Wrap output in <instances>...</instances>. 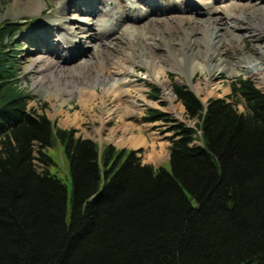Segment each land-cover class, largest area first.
Listing matches in <instances>:
<instances>
[{"label":"trees","instance_id":"trees-1","mask_svg":"<svg viewBox=\"0 0 264 264\" xmlns=\"http://www.w3.org/2000/svg\"><path fill=\"white\" fill-rule=\"evenodd\" d=\"M1 13L0 264H264V91L239 76L203 105L173 83L195 122L173 120L170 170L155 167L142 148H99L34 111L18 84L15 22ZM163 117L150 109L147 121ZM53 138L69 161V216L48 168Z\"/></svg>","mask_w":264,"mask_h":264},{"label":"rangeland","instance_id":"rangeland-1","mask_svg":"<svg viewBox=\"0 0 264 264\" xmlns=\"http://www.w3.org/2000/svg\"><path fill=\"white\" fill-rule=\"evenodd\" d=\"M71 1L67 0L68 3H65L66 8L60 11L58 7L63 0H30L29 2L25 0H0V4L2 5L1 20L15 22L13 29L15 35L10 41V45H14V47H10H13L14 52L12 54L15 56V61L18 65L19 88L29 94V106L38 113L46 114L54 122V125L61 128L74 129L76 136L93 139L99 144V148H102L106 144H112L117 149L142 148L144 162L148 161L146 163H150L155 167L162 165L170 170L168 160V146L170 143L167 136L171 135L169 129L174 124L173 120L184 122L189 126H193L195 122V119H191L185 112L184 106L173 92V83L186 85L204 103H206L208 98L225 97L230 94L231 82L239 76L251 79L256 87L264 91V78L259 80L256 77L250 76L244 70L238 71L235 74H229L228 72H219V70L201 72L198 69L197 72L191 73L187 72L186 68L174 69L167 63L165 69L168 71L167 77L171 81L172 94L175 97L172 101L169 100V94L167 93L169 88L164 90L153 78L159 68L149 70L145 66L131 68V72L128 75L101 72L110 73L111 78L105 84L99 86L98 94L90 100L87 94L81 96L76 89L73 92L68 91L55 94V84H61L68 88L74 85L78 88L84 87L85 89L93 90L92 77L97 73L85 72L87 67L83 65L88 60L89 51L93 48V45L95 46V43H79V45L72 49L76 53L73 61L72 54L69 51L67 53L62 51V49H65L66 43H63V39L56 36L55 28H52L50 34L45 35L43 40L40 37L35 38L33 32H30L41 20L46 23L51 22L49 21L50 18H43V16L51 11L53 6L55 7L53 12L60 18H63L62 20L68 19L67 24L71 28L76 27L75 23L80 25V29L82 30L86 29L84 23L93 26L94 30L100 27V24L103 23L102 21H92V17L86 15L83 10L79 11L78 7L74 6ZM231 1L236 0H225L224 2L229 4ZM237 2L240 1L237 0ZM90 3L91 0H85L84 6H88ZM219 4H223V2L215 0L214 5L218 6ZM38 5L44 8L42 13L35 11ZM108 6L112 7L113 11L117 14L124 13L126 15L128 13L125 0H117L116 4L109 3ZM29 7H33L35 10L30 13L25 12V9ZM185 13L186 15L193 14L195 19L200 20L206 17V14L202 10L197 12L196 10L186 9ZM175 14L178 13L175 12ZM154 15V13H151L145 18L144 14H141L138 20H135L136 22L126 18L121 25L114 29V32H111V35H108L110 33L105 34L104 40L108 41L110 40V36L119 35L118 32H120L123 36L133 39L132 50L135 54L143 52L148 57H152L153 55H150L149 50L146 49L143 40L140 38L142 36L140 34L146 30L155 33V25L148 20L149 17ZM108 17L109 15H105L102 18L108 19ZM178 21L180 20L174 19L172 24L175 25ZM60 27L62 26L59 25V30L65 32L64 28ZM126 27L136 28V30H128H133V32L138 33L140 36L137 38L130 35ZM164 28L163 25L160 26V29L164 30ZM12 34L14 33L10 35ZM78 34L80 33L78 32ZM153 41V39L147 37V42L151 43ZM223 41L232 44L230 48L231 58L243 54L248 46L256 43L251 42L247 38L236 39L231 35L225 36ZM162 44L169 52L173 51V48L169 46L166 39ZM257 44H263V40ZM48 46L55 51L46 52V47ZM77 51L81 52L77 53ZM125 51L128 52L129 50L126 49ZM250 51L254 52L252 48ZM250 51L246 53L251 55ZM115 55L116 53H111L110 57L116 60ZM100 62L98 60L93 67L95 69L101 68ZM62 67H66L67 69L62 70ZM108 68L113 71L111 65H108ZM120 76L124 80H129L127 84L129 86L126 87L131 89L132 92V95L129 97L119 91L105 90L108 84ZM42 77H46L45 84L38 81ZM66 83L73 85L70 86ZM125 98L128 100L125 101L126 103L133 101L134 105L126 106L124 103H121ZM231 99L236 101L239 110H244V100L242 98L233 96ZM150 109H157L162 112L164 114L163 119L147 121ZM122 132L137 135L140 140L136 145L121 143L120 137L123 135ZM46 152L53 160V163L48 167L49 171L59 177L66 185V209L67 216H69L72 207V184L65 146L56 138H53L51 144L46 147Z\"/></svg>","mask_w":264,"mask_h":264},{"label":"bare ground","instance_id":"bare-ground-1","mask_svg":"<svg viewBox=\"0 0 264 264\" xmlns=\"http://www.w3.org/2000/svg\"><path fill=\"white\" fill-rule=\"evenodd\" d=\"M25 1L29 2L30 0ZM221 1L223 4L215 6V0H125V6L128 9V13L125 15L123 11V14H117L112 7L108 6L109 3L116 4L117 0H91L88 6H84L85 0H72L71 2L78 7L79 11L83 10L86 15L92 17V21H102L100 27L94 30L93 26L84 23L86 29L82 30L80 25L75 23L76 27L71 28L67 24L68 19L62 20L63 18L53 12L55 9L53 6L52 10L43 16V18H50L49 21L51 22L46 23L41 20L30 32H33L35 38L40 37L43 40V37L49 35L52 28H55L56 36L63 39V43H66L65 49H62V51L66 53L69 51L72 54V59L76 56L72 49L79 43H95V46L93 45V48L89 51L88 60L83 63L84 67H87L85 72H97L92 77L93 90L84 87L78 88L73 84V86L70 85V83L66 84L72 86L71 88L55 84V94L73 92L76 89L81 96L87 94L90 100L98 94L99 86L110 80V73L128 75L131 68L145 66L149 70L159 68L153 78L164 90L169 88L167 93L169 94V100L172 101L175 97L172 94L171 81L167 77L168 71L165 69L167 63L174 69L186 68L187 72L191 73L197 72L198 69L201 72L219 70V72H228L229 74L244 70V72L259 80L264 78V0H238L240 2L236 0L231 1L229 4L225 3V0ZM65 3H68L67 0H63L59 5L60 11L66 8ZM186 9L196 10L197 12L202 10L206 17L201 20L195 19L193 14L186 15ZM34 10L35 8L29 7L25 9V12L30 13ZM43 10L44 8L38 5L35 11L42 13ZM175 12L178 14H175ZM151 13L155 15L149 17L148 20L155 25V33L146 30L140 34L142 35L140 38L143 40L146 49L149 50L150 55H153L152 57H148L143 52L135 54L132 50L133 39L123 36L120 32H118L119 35L110 36V40H104L105 34L110 33L108 35H111V32H114V29L121 25L126 18L136 22L141 14H144V17L147 18ZM105 15H109L108 19L102 18ZM174 19L183 20L184 22L178 21L174 25L172 24ZM65 22L66 24H64ZM59 25L62 26L60 28H64L65 32L59 30ZM161 25L165 27L164 30L160 29ZM128 29L136 30V28L126 27V30ZM128 31L130 35L137 38L140 36L133 30ZM228 35L236 39L247 38L256 43L248 46L243 54L231 58L230 48L232 44L223 41V38ZM147 37L154 41L147 42ZM165 39L169 46L173 48L172 52H169L162 44ZM262 40L263 44H257ZM251 48L254 52L250 51ZM126 49L129 51L126 52ZM52 50L54 49L49 46L46 47V52ZM249 51L251 55L246 53ZM80 52L77 51V53ZM111 53H116V60L110 57ZM98 60L101 61L102 67L95 69L93 66ZM108 65H111L113 71L108 68ZM64 69L67 68L62 67V70ZM45 79L46 77H42L38 81L45 84ZM128 82L129 80H124L120 76L108 84L105 90L119 91L129 97L132 92L131 89L126 88L129 86L127 85ZM125 101H128L127 98L123 99L121 103L126 106L134 105L133 101L131 103ZM122 133L121 143L136 145L140 140L137 135Z\"/></svg>","mask_w":264,"mask_h":264},{"label":"crops","instance_id":"crops-1","mask_svg":"<svg viewBox=\"0 0 264 264\" xmlns=\"http://www.w3.org/2000/svg\"><path fill=\"white\" fill-rule=\"evenodd\" d=\"M143 162H144V159H143ZM146 162H148V161H146Z\"/></svg>","mask_w":264,"mask_h":264}]
</instances>
